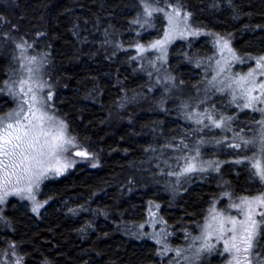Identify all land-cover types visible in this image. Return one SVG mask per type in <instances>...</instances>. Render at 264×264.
<instances>
[{
	"label": "trees",
	"instance_id": "1",
	"mask_svg": "<svg viewBox=\"0 0 264 264\" xmlns=\"http://www.w3.org/2000/svg\"><path fill=\"white\" fill-rule=\"evenodd\" d=\"M150 1L179 5L192 25L227 37L241 56L264 55V0ZM6 3L0 4V88L14 61L8 39L29 40L34 49L47 54V77L57 90L53 99L57 115L65 120L74 139L100 161L96 169L77 166L45 184L48 203L39 218L14 201L8 204L0 218V246L16 244L23 264H165L155 242L133 238L127 232L144 223L149 203L157 205L159 217L173 231L175 238L170 240L174 242L181 229H192L202 219L218 181L239 194L255 189L244 167L231 171L227 166L221 180L185 192L183 181L176 186L174 178H166L186 154L185 149L174 148L176 129L166 123V104L176 108L178 104L164 100L160 88L149 91L139 68L127 63L126 56L115 55L119 41L124 42L121 25L127 23L129 9L135 8L134 0ZM104 30L110 37L108 46L99 40ZM208 40L185 45L178 56L172 53L165 66L168 74L188 80L187 70L196 67L182 55L192 59V55L209 54ZM130 100L135 103L133 108L127 105ZM9 105L0 92V112ZM246 117L252 122L251 113ZM229 124L230 131L218 128L211 134V138L222 135L228 139L206 146V159L215 154V161L223 162L234 148L228 146L230 142L243 144L232 121ZM198 138L194 136L193 141ZM261 242L264 245V235Z\"/></svg>",
	"mask_w": 264,
	"mask_h": 264
},
{
	"label": "rangeland",
	"instance_id": "2",
	"mask_svg": "<svg viewBox=\"0 0 264 264\" xmlns=\"http://www.w3.org/2000/svg\"><path fill=\"white\" fill-rule=\"evenodd\" d=\"M7 1L0 0V4H7ZM134 1L135 8L129 9L131 15L127 23L121 25L125 39L124 42L119 41L115 55H119L120 58L126 56L127 63H134L135 68H139V74L143 76L142 82L149 91L160 88L164 100H172L178 104L177 108L173 104H166V123L176 129L173 139L177 144L174 143V148L180 147L181 152L185 149L186 154L165 174L166 178H174L176 186L183 181L182 192H185L189 187L221 180V171L227 166L232 168L231 171L234 167L237 169L244 167L243 173L247 178L251 176L250 182L255 185V189L247 194H239L229 185L218 181L214 189V197L207 203L202 219L192 229H181L176 237L177 241L171 242V237L175 238L173 231H170L159 217L158 207L154 203L147 205L144 223L138 228L128 229L127 232L133 234V238L156 243L160 247V256L165 264H236V258L243 259L244 254L237 253L234 249L225 250V240L230 241L232 233L225 231L221 236L219 225L213 217L219 214L225 219L235 218L244 221L247 218L248 208L241 203L242 200L264 197V180H261L253 167L257 161L264 167V111H260L264 109V103L254 101L251 108H245L244 104L247 103L248 98L243 94V89L234 83L240 77H245L249 72L254 71V79L257 82L264 81V76L259 74L260 70L257 68V60L264 55L241 56L234 50L232 41L227 37L209 34L204 28L192 25L189 14L175 3ZM221 2L223 4L220 6H224V1ZM146 7L150 10L155 9L151 16L146 13ZM177 11L179 15L176 14ZM206 37L210 39L209 54L192 55L193 60L188 59V54L182 55L184 61L196 67L195 71L187 70L188 80H178L173 75H169L165 66L170 60V55L173 53L178 56L181 50L185 49V45L188 48L191 43ZM108 38L110 37L107 30L99 36V40L105 42L107 46L110 41ZM166 38L167 42L162 47H151L156 41ZM225 42L227 47H224ZM8 44L10 46L7 47L12 48L14 61L11 71L1 85L0 92L6 95L10 105L0 112V117H7L8 114L19 110L22 104L20 81L27 80L41 102L38 106L52 118L48 122L52 131L54 133L59 131L62 124L64 139L71 141L63 145V150L56 158H48L45 161L44 168L51 169L45 175H39L42 169H35L33 174L26 175L19 181L13 176L7 185L0 183V218H3L8 204L12 201L16 202L20 209L28 210L32 216L39 218L48 203V197L44 196L43 191L45 184L66 176L77 166L96 169L100 161L74 139L65 120L57 115L54 109L53 99L56 88L47 77L49 67L47 54L34 49L33 43L18 36L8 39ZM141 48L143 51H140ZM49 95H51L50 100ZM253 95L260 93L257 91ZM133 100L127 104L130 108L135 106ZM123 103L122 101L120 106ZM24 107L27 109V105ZM250 113L253 116L250 119L252 122L246 120V116ZM209 116L213 119L209 120ZM213 120L221 122V127H216ZM229 121H232V129L240 136V142L243 144L239 148L231 149L229 157H225L223 162L215 161V154L210 159H206L204 154H207L208 150L203 151L206 146L217 145V142L225 143L228 139L224 140L222 135L211 138V134L218 128L220 131L225 129L230 131ZM194 136L199 138L193 141ZM227 136L231 137L229 134ZM199 141L203 142L199 143ZM244 141L251 143L245 145ZM231 145L234 143L230 142L228 146ZM77 152H85L87 156H79ZM225 152H222L223 156ZM187 161L194 163L197 169L203 168L204 171L184 173ZM60 165L65 167L61 174L57 175L54 169ZM2 176L3 173L0 172V177ZM38 205V210L34 212L33 208ZM235 205H241L243 212L234 207ZM252 208L255 209V219L261 221L262 217L259 213L264 212V208L256 204H252ZM209 224L212 225L211 228L208 227ZM225 227L230 228L232 225L226 224ZM237 228L239 229V225ZM263 235L264 223H261L254 246L247 254L250 264H264V245L261 242ZM0 264H23V258L16 244L7 242L0 246Z\"/></svg>",
	"mask_w": 264,
	"mask_h": 264
},
{
	"label": "snow or ice",
	"instance_id": "3",
	"mask_svg": "<svg viewBox=\"0 0 264 264\" xmlns=\"http://www.w3.org/2000/svg\"><path fill=\"white\" fill-rule=\"evenodd\" d=\"M145 11L151 16L155 9L150 10L146 7ZM176 14L179 15V11ZM169 22L171 23V18ZM166 42L167 38L156 41L151 47L160 48ZM224 47H227V42H225ZM140 51L143 49L141 48ZM257 68L260 70L259 74L264 76V57L257 60ZM254 76L255 71L249 72L247 76L234 81L243 89V94L248 98L247 103L244 104L245 108H251L254 101L264 103V81L257 82ZM26 85H28L27 80L20 81L22 104L19 110L8 114L7 117H0V172L3 173V176L0 177V183L4 185H7L13 176L19 181L24 176L33 174L35 169H42L39 175H45L47 171L51 170L44 168L45 161L48 158H56L58 153L63 150V145L71 143V141L64 139V126L62 124L59 131L55 133L52 131L48 123L52 118L41 110L38 106L41 102L37 99L33 88L30 85L25 87ZM257 91L260 95H253ZM48 99H51V95L48 96ZM24 105H27V109ZM260 111H264V109H260ZM208 119L212 120L213 118L209 116ZM197 122L199 123V121ZM213 123L216 127H221V122L213 120ZM244 143L247 145L251 141H244ZM231 146L239 148L240 144ZM76 154L82 157L87 156L85 152H77ZM57 162L59 164V161ZM63 167L65 165H60L54 169L57 175L61 174ZM253 167L261 180H264V167L261 166V163L257 161ZM197 170L204 171L203 168L197 169L191 161L186 162L184 173ZM241 203L248 208L247 218L244 221H238L235 218L225 219L219 214L214 216L213 220L218 223L221 236L225 231L232 233L231 240H225V250L234 249L237 253L244 254L243 259L236 258V264H250L247 254L251 252L254 246L260 224L264 223V212L259 213L262 220L258 222L255 219V209L252 208V204L264 208V197H257L254 200L245 198ZM38 207L39 205L34 207L33 211H37ZM234 207L243 212L241 205ZM226 224H230L232 227L226 228ZM237 225H239V229ZM208 227L211 228L212 225L209 224ZM206 247H211V245H206Z\"/></svg>",
	"mask_w": 264,
	"mask_h": 264
},
{
	"label": "bare ground",
	"instance_id": "4",
	"mask_svg": "<svg viewBox=\"0 0 264 264\" xmlns=\"http://www.w3.org/2000/svg\"><path fill=\"white\" fill-rule=\"evenodd\" d=\"M167 184V183H166Z\"/></svg>",
	"mask_w": 264,
	"mask_h": 264
}]
</instances>
